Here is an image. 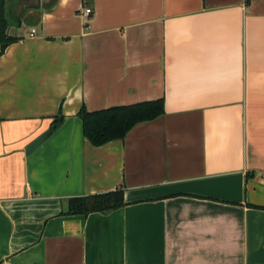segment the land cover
Returning <instances> with one entry per match:
<instances>
[{"label": "crops", "instance_id": "crops-1", "mask_svg": "<svg viewBox=\"0 0 264 264\" xmlns=\"http://www.w3.org/2000/svg\"><path fill=\"white\" fill-rule=\"evenodd\" d=\"M5 1L0 264H264V0ZM156 100L123 140L84 136L83 108Z\"/></svg>", "mask_w": 264, "mask_h": 264}, {"label": "trees", "instance_id": "trees-1", "mask_svg": "<svg viewBox=\"0 0 264 264\" xmlns=\"http://www.w3.org/2000/svg\"><path fill=\"white\" fill-rule=\"evenodd\" d=\"M8 28L6 1L0 0V55L9 45L18 41L8 35ZM164 113V101L156 100L97 112H89L83 108L79 117L83 122L84 136L94 146L99 147L112 141L123 140L136 125L153 121ZM124 204V191L118 189L104 195L71 199L68 212L71 215L109 213L122 208Z\"/></svg>", "mask_w": 264, "mask_h": 264}, {"label": "built area", "instance_id": "built-area-1", "mask_svg": "<svg viewBox=\"0 0 264 264\" xmlns=\"http://www.w3.org/2000/svg\"><path fill=\"white\" fill-rule=\"evenodd\" d=\"M91 14H92V9H85L84 15L90 16ZM35 33H36V31L33 30L32 33H31V37H34Z\"/></svg>", "mask_w": 264, "mask_h": 264}, {"label": "water", "instance_id": "water-1", "mask_svg": "<svg viewBox=\"0 0 264 264\" xmlns=\"http://www.w3.org/2000/svg\"><path fill=\"white\" fill-rule=\"evenodd\" d=\"M45 137L40 138L38 141H36V143H34V145L32 146V148H34L36 145H38Z\"/></svg>", "mask_w": 264, "mask_h": 264}]
</instances>
